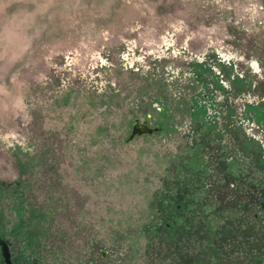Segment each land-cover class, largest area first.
I'll list each match as a JSON object with an SVG mask.
<instances>
[{
  "label": "rangeland",
  "instance_id": "374dc122",
  "mask_svg": "<svg viewBox=\"0 0 264 264\" xmlns=\"http://www.w3.org/2000/svg\"><path fill=\"white\" fill-rule=\"evenodd\" d=\"M0 237L15 264H264V0H0Z\"/></svg>",
  "mask_w": 264,
  "mask_h": 264
},
{
  "label": "water",
  "instance_id": "95a60500",
  "mask_svg": "<svg viewBox=\"0 0 264 264\" xmlns=\"http://www.w3.org/2000/svg\"><path fill=\"white\" fill-rule=\"evenodd\" d=\"M158 127L151 128L148 126L146 121H142L141 123L135 122L131 125L129 135L127 139H131L134 135L140 134H149L154 130H158ZM0 253L1 257L7 262L8 252L5 244L0 240Z\"/></svg>",
  "mask_w": 264,
  "mask_h": 264
},
{
  "label": "flooded vegetation",
  "instance_id": "af4514ba",
  "mask_svg": "<svg viewBox=\"0 0 264 264\" xmlns=\"http://www.w3.org/2000/svg\"><path fill=\"white\" fill-rule=\"evenodd\" d=\"M1 242H3L7 248V252H8V258H7V262L1 257V253H0V264H15L16 259H14L11 256V252H10V247L11 244L8 242L7 238L4 237H0Z\"/></svg>",
  "mask_w": 264,
  "mask_h": 264
}]
</instances>
